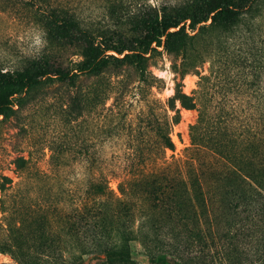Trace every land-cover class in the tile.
<instances>
[{
  "label": "rangeland",
  "instance_id": "obj_1",
  "mask_svg": "<svg viewBox=\"0 0 264 264\" xmlns=\"http://www.w3.org/2000/svg\"><path fill=\"white\" fill-rule=\"evenodd\" d=\"M183 1L0 0V68L22 69L29 60L45 55L68 66L80 59L75 50L62 51L47 41L39 17L50 5L70 9L101 40L119 30L117 19L124 15L121 7L128 12L144 3ZM115 9L119 16L113 13ZM260 9V18H243L228 39L230 43H224L231 51L246 49L252 42L251 33L260 41L264 0L259 1L255 15ZM194 50L198 55L205 50L204 56L191 65L183 90L194 94L205 86L203 99L209 101V32L198 39ZM158 51L147 60L149 70L160 79L153 87L139 80L134 64L124 63L101 75H80L75 87L45 83L22 94L8 118L0 117V264H179L174 255L162 258L165 252L179 254L186 264H249L263 258L260 208L264 197L253 198L237 213L228 211L225 200L218 197L212 202L219 211L211 216V230L209 213L202 215L209 201L202 199L197 202L199 209L204 208L199 218L188 211V205L175 214L151 197L142 201L144 210H136L134 215L121 204L115 215L104 217L102 229L95 228L94 219L86 224L80 183L88 158L96 159L98 166L113 175L132 164L134 150L152 151L157 157L162 154L155 138L141 132L147 127L140 120L148 112L147 104L160 119L168 98L175 93L173 57L163 48ZM108 53L122 57L114 51ZM83 94L89 105L75 118L69 105L72 98ZM142 96L157 102L146 103ZM203 101L199 100L200 107ZM177 107L181 119L170 133L175 149L164 153L169 162L186 158L192 146L190 126L198 118V110L181 108L179 103ZM108 181L119 195L121 178L108 176ZM127 242L131 258L104 262L96 258L100 244L120 251Z\"/></svg>",
  "mask_w": 264,
  "mask_h": 264
},
{
  "label": "trees",
  "instance_id": "obj_2",
  "mask_svg": "<svg viewBox=\"0 0 264 264\" xmlns=\"http://www.w3.org/2000/svg\"><path fill=\"white\" fill-rule=\"evenodd\" d=\"M259 1L263 0L144 3L128 12L121 7L120 11L124 12L121 18L119 10L113 11L119 16V30L101 40L83 26L70 9L50 5L39 17L47 41L62 51L75 50L80 59L68 66L45 55L29 60L22 69L4 71L0 68V117L8 118L22 94L45 83H65L75 87L80 75H101L110 67L124 63L134 64L140 74L139 80L145 86L153 87L160 79L149 70L148 55L159 53L158 49L163 48L173 57L175 93L168 98L160 119L155 118L148 104V112L140 118L147 127L141 132L155 138L162 154L157 157L152 151L144 154L134 150L130 154L132 164L113 175L98 166L96 159L88 158L90 163L85 166L80 183L83 217L86 224L91 225L90 220L94 219L95 228L102 229L104 217L115 215L121 204L126 212L134 215L136 210H144L142 201L153 197L175 214L181 206L188 205V211L199 218L200 210L204 208L199 209L197 202L204 200L209 201V205L204 206L202 215L209 213L211 230V216L219 211L212 202L218 197H222L225 208L234 213L253 198L264 197V33H260L259 42L251 33L252 42L246 49L240 47L239 52L224 45L230 43L228 39L243 18L248 15L252 19L260 18L261 9L255 15ZM197 30L198 33L190 34ZM208 32L212 63L209 101L203 99L205 86L194 94L183 90V80L190 73L191 65L205 51L198 55L194 45ZM142 100L157 102L154 99L148 101L144 96ZM199 100H204L201 107ZM177 103L181 108L198 110V118L190 126L192 146L186 158L169 162L164 153L167 149H175L170 133L172 126L181 119ZM88 105L83 94L72 98L69 108L78 118ZM108 176L121 178L119 195L111 190ZM69 195L73 196L74 191L71 190ZM260 211L264 216V206ZM128 244L125 249L116 251L102 243L95 251L96 258L103 262L131 258ZM171 255L176 256L179 264H186L179 254L165 252L162 258ZM249 264H264V256L257 263Z\"/></svg>",
  "mask_w": 264,
  "mask_h": 264
}]
</instances>
